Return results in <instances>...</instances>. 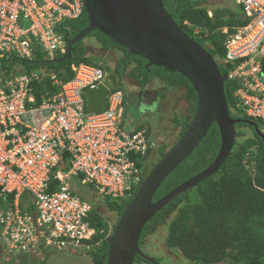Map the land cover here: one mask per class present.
<instances>
[{
	"label": "built area",
	"instance_id": "obj_1",
	"mask_svg": "<svg viewBox=\"0 0 264 264\" xmlns=\"http://www.w3.org/2000/svg\"><path fill=\"white\" fill-rule=\"evenodd\" d=\"M246 15V25L227 42V62L235 63L239 104L248 116L264 121V0H234ZM80 14L77 0H0V64L2 60L30 59L36 48L65 52L56 28ZM30 22L28 27L21 24ZM60 90L45 97L39 110L49 117L38 127H18L38 75L0 74V229L2 241L17 255L34 253L45 245L78 244L88 238L84 222L89 206L71 194L67 183L82 176L98 195L126 200L141 180L139 161L156 148L146 130H130L121 122L122 99L108 98L103 112L88 113L83 93L106 80L96 67L80 65ZM32 101V100H31ZM66 154L68 167L51 172ZM22 194L33 197L36 210L22 213Z\"/></svg>",
	"mask_w": 264,
	"mask_h": 264
},
{
	"label": "trees",
	"instance_id": "obj_2",
	"mask_svg": "<svg viewBox=\"0 0 264 264\" xmlns=\"http://www.w3.org/2000/svg\"><path fill=\"white\" fill-rule=\"evenodd\" d=\"M207 1L161 0L179 28L211 55L225 76L233 69L232 65L224 63L226 42L234 29L244 26L245 21L234 14L225 15L221 12H212V16H209ZM88 25V15L83 11L79 19L64 23L61 27L62 35L65 40L73 39ZM224 29L228 32L223 33ZM86 38H94L105 52L117 50L121 53L114 69L117 76L127 77L142 88L157 80L169 90H182L187 108L185 115L174 118L180 132L173 148L184 135L196 112V93L190 82L181 74L163 67L147 68L146 60L129 55L127 49L114 44L98 30ZM88 51L82 40L72 46L70 59L64 63L57 62L64 55H58L54 61L47 63L44 56L36 53L34 62L13 59L8 66L19 62L28 74L45 69L47 76L33 85L36 100L41 102L43 96L57 93L62 84L72 79V66H94L92 59L87 57ZM53 75L57 84L52 80ZM238 87L239 83L235 80H227L224 84L230 116L239 121L234 126L235 142L229 157L217 173L175 197L147 222L139 237L140 248L144 240L157 229L166 228L167 248L179 252L192 264H264V123L247 117L244 111L236 108L234 94ZM249 121L255 123L261 135L248 124ZM244 130H250L252 135H245ZM219 149L220 133L213 124L193 153L163 181L152 202H157L177 186L207 169ZM167 151L165 148L161 151V159ZM136 191L125 201L110 197L104 199L106 210L117 216L113 226L98 211L90 215L91 225L97 231L92 240L88 241L93 245L89 252L93 264H107V239L113 233L124 206L130 203ZM140 262L150 264L136 256L134 264Z\"/></svg>",
	"mask_w": 264,
	"mask_h": 264
},
{
	"label": "water",
	"instance_id": "obj_3",
	"mask_svg": "<svg viewBox=\"0 0 264 264\" xmlns=\"http://www.w3.org/2000/svg\"><path fill=\"white\" fill-rule=\"evenodd\" d=\"M81 3L89 25L79 36L67 41L66 56L60 63L69 60L72 45L98 30L114 44L127 49L129 55L145 59L147 68L159 66L181 74L196 93V112L184 135L142 182L131 202L124 206L107 240V264H133L136 255L150 264H159L139 249L144 226L175 197L217 173L234 146V126L239 121L229 114L224 94L227 77L221 74L211 55L177 26L161 0H81ZM116 87L117 79L110 74L104 85L89 90L86 94L88 109L100 111L107 95ZM213 124L220 133V149L213 163L153 203L163 181L193 153ZM248 124L261 135L254 123Z\"/></svg>",
	"mask_w": 264,
	"mask_h": 264
},
{
	"label": "clouds",
	"instance_id": "obj_4",
	"mask_svg": "<svg viewBox=\"0 0 264 264\" xmlns=\"http://www.w3.org/2000/svg\"><path fill=\"white\" fill-rule=\"evenodd\" d=\"M70 1V3H73V0H69ZM78 1V4H79V8H80V14L76 17V18H72V19H70V18H66V19H64L61 23H60V25L56 28V33L59 35V36H61V38L63 39V42H64V50H65V52L63 53V54H61L60 53V51L59 50H57L56 52H54V53H52V58H50V55L49 54H47V53H44V52H42L41 51V49L40 48H36V50L34 51V53L32 54V57L30 58V59H22V60H19V59H16V58H9V59H7V60H2V62H1V64H0V74H2L3 76H13V77H17V76H20V75H24V74H26V75H32V74H35V75H38L39 77H40V80H42L45 76H47V73H46V71H45V69H43V68H41L42 69V72L40 73V74H38V73H36V72H34V71H32V73L31 74H28V73H26V72H24V66L23 65H19L18 63H15L14 64V66H8V64L9 63H11L12 62V60L14 59V60H17V61H26V62H34L35 60H34V58H35V54L37 53V54H40V55H42V56H44L43 57V59L45 60V61H47V63H51L52 61H54V59L58 56V55H64V57L62 58V59H64L65 58V56H66V51H67V41H70V40H72V39H67V40H65V37L62 35L63 34V31L61 30V27H63V25H64V23H67V22H71V21H73V20H77V19H79V17H81V15H82V13H83V11L85 12V10H84V8L82 7V3H81V0H77ZM222 1V0H221ZM236 3V2H235ZM238 5V4H237ZM239 6V5H238ZM86 13V12H85ZM87 14V13H86ZM171 15V14H170ZM209 16H212V14H210L209 13ZM246 16V15H245ZM242 20H244L245 21V25H246V17H243V18H241ZM174 21V20H173ZM22 26H24V27H28L29 25H30V22H24V23H22L21 24ZM244 25V26H245ZM178 26V25H177ZM244 26H239V27H237V28H235L234 29V33L233 34H231V35H229V37H228V40H227V42L229 41V39L231 38V37H233L234 35H236L237 33H238V31H239V29L240 28H243ZM88 27V26H87ZM179 27V26H178ZM181 29V28H180ZM84 31V30H83ZM82 31V32H83ZM81 32V33H82ZM228 31H227V29H224L223 30V33H227ZM195 33H196V31H195ZM88 36V35H87ZM86 36V37H87ZM86 37L84 38V39H86ZM108 38V37H107ZM74 39V38H73ZM84 39H82L83 40V44L85 45V46H87L88 47V49H89V43H87V42H85L84 41ZM92 39V38H91ZM94 39V38H93ZM192 39V38H191ZM81 40V41H82ZM96 41V40H95ZM80 42V41H79ZM227 42H226V46H227ZM76 44V43H75ZM199 45V44H198ZM73 46V45H72ZM200 46V45H199ZM100 48L102 49V47L100 46ZM226 49H227V47H226ZM71 50H72V47H71ZM205 50V49H204ZM102 51L103 52H105L103 49H102ZM114 51H117V50H114ZM112 51H109V52H105V53H111ZM119 52V51H118ZM128 52V51H127ZM120 53V52H119ZM227 53H228V50H227ZM70 56H71V54H70ZM87 57H90L91 59H92V61H93V64H94V66H92V65H88V66H92V67H96V68H99V69H101L104 73H105V75H106V80H105V82H107L108 81V79H109V76H110V74H113V75H115V77H116V79H117V87L113 90V91H110L109 92V94L107 95V97H106V101H105V104H104V106H103V108L100 110V111H97V112H103L104 110H106L107 109V105H108V98H109V96L110 95H112V94H119L120 96H121V99H122V104H121V108H122V114H121V122H122V124H123V126L124 127H126L127 129H130V130H140V129H144V130H146V132H147V134H148V136L149 137H151L153 140H155V142H156V148H155V150L152 152V153H149L147 156H145L143 159H146V158H150V157H152V155H154V154H157L158 155V158H154L153 160L155 161V164H154V166L152 167V169H151V171L148 173V175H146V176H144L143 174H142V172H141V174H142V180H141V182H140V184L136 187V188H134V190L132 191V194L130 195V197L128 198V199H130L131 197H132V195H133V193L135 192V190L137 189V191H138V189H139V187H140V185L142 184V182L149 176V174L153 171V169L155 168V166L160 162V160H161V158H160V154H161V151L165 148L166 150H168L165 154H167L169 151H171L172 149V146L171 147H169V145L166 143V142H164V138H165V136H167L168 135V133L169 132H167V131H164V132H166V133H164L163 131H161V129H160V131H161V134H162V137H161V135L159 136V137H156L155 136V131H157V130H155V131H152V128H150L149 126H142V127H138V128H135V127H133L131 124H129V118H128V120H127V122H124L123 121V114H124V110H123V105H124V102H125V97L124 96H122V94H121V92L120 91H117V89L119 88V86H120V84L118 85V76L115 74V72H114V67L113 68H110L109 66H107L108 68H106L105 70L103 69V68H101V65H100V63L98 62V59H103V60H105V63H109V61H110V59L109 58H101V57H97V58H95L94 56H92L91 54H90V49H89V51H88V54H87ZM62 59H60V60H62ZM70 59V58H69ZM213 59V58H212ZM226 59H227V55H226V57H225V61H224V63L225 64H230V65H232V70H230L229 71V73H228V75H225L226 77H227V80H232V81H234V79H232V78H230V76H231V74L234 72V69H235V63H232V62H227L226 61ZM59 60V61H60ZM119 59H116V61H118ZM145 60V59H144ZM59 61H57V62H59ZM56 62V61H55ZM60 63V62H59ZM115 64H117V63H115ZM80 65H87V64H80ZM80 65H78V66H72V69H77ZM109 65V64H108ZM20 69V70H19ZM107 69L109 70V71H107ZM16 70H18V71H16ZM73 73H74V70H73ZM124 78H126V79H129V78H127V77H124ZM39 80V81H40ZM52 80L54 81V83L55 84H57V81H56V79H55V76L53 75L52 76ZM38 80L36 81V80H34L33 81V83H32V85H31V91L29 92V94H28V97L30 98V101H28L27 100V102H26V110H30V109H32V110H36V111H34L32 114H30V113H25L24 115H22L21 117H20V121H19V125H18V127H30V125L29 124H32V125H36L37 123H39V125L38 126H40L44 121H46L47 119H48V117H49V113H48V117H43L44 119L43 120H41V121H38L37 120V118H35V114H37L38 113V111H40L39 110V106H40V104H41V102H37V100H36V97H35V95H34V93H33V85L36 83V82H39ZM132 81V80H131ZM236 81V80H235ZM105 82L104 83H102V84H100V85H104L105 84ZM153 82H157V80H154V81H152V83ZM237 82V81H236ZM125 83V81L123 82V84ZM152 83H150V84H152ZM65 84V83H64ZM150 84H148V85H146V86H144L143 88L142 87H139L138 85H136L135 87H137L139 90L136 92V93H132L133 94V96H137V99H139V100H142L141 99V96L142 95H149L150 93H151V91H148L147 90V88L150 86ZM63 85V84H62ZM100 85H98V86H100ZM97 86V87H98ZM97 87H95V88H97ZM95 88H93V89H95ZM240 89V85H239V87L237 88V90H236V92H235V94H234V96H235V98H236V100H237V105H236V108H240L242 111H244V113L246 114V116L247 117H249V118H252V119H255V120H259V121H262V120H260V119H256V118H253V117H250V116H248L247 115V113L245 112V110L242 108V106L239 104V101H238V99H237V92H238V90ZM89 90H91V89H87V90H85V92L83 93V108L85 109V111L86 112H88V113H96V112H93V111H90L89 109H88V107H87V105H88V99H87V97H86V94H87V92L89 91ZM46 96H43V98H42V100L45 98ZM147 98L149 97V96H146ZM32 100V101H31ZM129 106H130V108H131V114L133 113V112H136L137 113V115H139V116H142V112H141V109L140 108H138V106L137 105H135L134 104V100L129 104ZM229 109V108H228ZM40 112H44V111H40ZM130 114V115H131ZM229 114H230V112H229ZM129 115V116H130ZM128 116V117H129ZM132 118V117H131ZM22 119H26V120H29L30 121V123H29V121H27L26 123L25 122H22ZM174 118H172L171 119V122H172V124L173 125H175V127L176 128H178L177 126H176V124L174 123ZM250 122V121H249ZM263 123H264V121H262ZM252 123H254V122H252ZM255 124V123H254ZM38 126H34V127H38ZM256 126V125H255ZM168 127H170V126H168ZM173 127V126H172ZM163 128L164 129H167V127L165 126H163ZM158 131H159V129H158ZM259 131V130H258ZM260 132V131H259ZM261 133V132H260ZM176 141V140H175ZM171 149V150H170ZM232 151V150H231ZM67 156H66V154H63L62 155V158H61V161H60V163H59V165L57 166V167H55L53 170H52V172H51V181H52V183H51V185L52 186H54V187H57V186H59L60 185V181L57 179V178H55L54 179V177H55V174H62V173H64L65 171H66V169H67V167H68V162H67V158H66ZM64 158H66V161H63V159ZM163 158V157H162ZM222 167V166H221ZM83 177L82 176H76V177H72V178H70L69 180H68V184H69V186H70V188H71V194L73 195V196H75V197H77V198H79V200L80 201H83L84 203H86L88 206H89V208H90V210H89V212L87 213V215H86V217H84V222L86 223V224H88V230H89V236H88V238H83V239H81L80 241H79V243L78 244H65V245H60L59 244V242H55V243H52V244H50V245H45V240H41L40 241V245H39V247H38V249L34 252V253H32V254H29V255H17V254H14V253H12L11 251H9V248H8V246L2 241V238H1V235H0V247H1V250H3L5 253H6V255L8 254L9 255V261L6 263V264H25V261H24V257H27L28 259H30V264H31V260L34 262V264H38V261H40V264H44V261H45V254L46 253H48L49 251H57V252H61V253H63V252H65V251H68L70 248H81V249H83L84 250V254H86L87 253V255L91 258V256L89 255V252L92 250V247H93V245L92 244H89L88 243V241H91L92 240V238L97 234V231H96V229L94 228V227H92V225H91V222H90V215L92 214V212L93 211H98V210H96L97 208L95 207L97 204H101V205H103V201H104V199L106 198V197H109V196H100V195H98V193H97V191H96V189L94 188V186L93 185H91V184H88V183H86V184H83L82 182H81V179H82ZM73 180H76L77 181V183L76 184H74V183H72V181ZM77 186H87V187H89L91 190H93V192H94V198H95V203H90L88 200H85V199H83V198H81L80 196H78V194H77V192H76V187ZM136 191V192H137ZM136 194V193H135ZM135 194H134V196H135ZM134 196H133V198H134ZM110 198H112V197H110ZM132 198V199H133ZM114 199V198H113ZM128 199H126V200H128ZM117 200H119V199H117ZM120 200H122V199H120ZM125 201V200H124ZM131 202V201H130ZM20 209H21V211H22V213H30L31 211H35L36 210V206H35V202H34V199H33V197H31V196H28L27 194H22V196H21V198H20ZM104 206V205H103ZM105 210H106V208H105ZM106 211H108V210H106ZM99 212V211H98ZM109 212V211H108ZM100 213V212H99ZM109 213H112V212H109ZM101 214V213H100ZM114 214V213H113ZM102 215V214H101ZM115 215V214H114ZM103 216V215H102ZM104 218H106L105 216H104ZM120 219V218H119ZM119 221V220H118ZM114 225V224H113ZM113 225H111L110 224V226H113ZM117 226V225H116ZM114 232V231H113ZM0 233H1V229H0ZM113 234V233H112ZM111 234V235H112ZM110 235V236H111ZM110 236L108 237V239L110 238ZM107 239V240H108ZM95 245H97V244H95ZM109 246V245H108ZM7 250H6V249ZM108 249H109V247H108ZM139 249H140V251H141V248L139 247ZM141 253H143V247H142V251H141ZM144 254V253H143ZM145 255V254H144ZM136 256H138V257H140L139 255H136ZM135 256V257H136ZM146 256V255H145ZM148 257V256H147ZM15 258V259H14ZM141 258V257H140ZM150 258V257H149ZM92 259V258H91ZM142 259V258H141ZM151 259H154V258H151ZM12 260H14V262L12 261ZM155 261H156V259H154ZM134 261H135V259H134ZM157 262V261H156ZM158 263V262H157ZM92 264H93V262H92ZM134 264V263H133Z\"/></svg>",
	"mask_w": 264,
	"mask_h": 264
},
{
	"label": "rangeland",
	"instance_id": "obj_5",
	"mask_svg": "<svg viewBox=\"0 0 264 264\" xmlns=\"http://www.w3.org/2000/svg\"><path fill=\"white\" fill-rule=\"evenodd\" d=\"M206 7L209 9L210 14L212 12H221V14H227V15H232L234 14L238 18H243L246 17L245 14L242 11V8L238 6L234 0H208L206 3ZM85 42L89 43V49H90V54L94 56L95 58L101 57V58H109V65L105 63V60L103 59H98V62L100 63L101 67L105 70L109 66L110 68H113L116 59H118L121 56V53L118 51H113L111 53H105L102 51L100 48V45L95 41V39L91 38H86L84 39ZM20 70V69H19ZM18 71V70H16ZM34 72L40 74L42 72V69L39 70H34ZM137 84L134 81H131L130 79H127L124 84H120L119 88L117 91H120L122 96L125 97V102L123 105V121L127 122L128 116L131 114V108L129 104L134 100V104L138 106L141 110L149 107V109L152 110V112H155L158 110V104L160 102L156 99V95L158 93V89L160 86L159 82H154L150 84V86L147 88L148 91H151V93L148 95V100L149 102L153 103H145L142 102V100L137 99V96H133L132 93H136L139 89L135 87ZM163 95V94H162ZM159 96H161L159 94ZM166 98V97H165ZM164 98V100H165ZM169 106L166 107L165 110H163L162 113L158 114V117L162 115V121L163 123H160L161 125V131H167L169 132H174L177 131V128L175 125L172 124L171 119L176 116H182L185 113V109L187 108L186 100L181 98L180 96L178 97L177 93L173 97L169 95L167 99ZM132 114H137L136 112H133ZM43 117H48L47 112H40L38 111L37 114H35V118L43 120ZM29 120L22 119V122H27ZM30 123V121H29ZM30 127L38 126L39 123L36 125L29 124ZM163 126L167 127V129H164ZM170 126V127H168ZM173 126V127H172ZM166 133V132H164ZM245 135L251 136L252 133L250 130H244ZM168 137L164 139V142L169 141ZM174 135L172 136V139ZM172 143L169 144V147L173 145V140H171ZM154 158H158L157 154L152 155L150 158L142 159L139 161V168L140 171L144 176H146L152 169L151 167V161ZM72 183L76 184L77 181L73 180ZM76 192L78 196L81 198L88 200L90 203H95V198H94V192L87 186H77L76 187ZM103 216L107 218L109 216L110 218H107L108 222L113 225L116 220L117 216L114 215L113 213H109L108 211L105 210V207L101 204H97L95 206ZM166 238H167V230L166 228H159L157 229L153 234L148 236L144 240V245H143V253L150 257L156 259V261L159 264H192L185 258H183L179 252L171 251L170 249L167 248L166 246ZM6 249V248H5ZM7 250V249H6ZM0 248V264H6L9 261V255L6 253L4 254ZM45 261L44 264H92V259L86 254H84V250L81 248H70L68 251H65L63 253L57 252V251H49L48 253L45 254ZM15 259V258H14ZM14 262V260H12ZM25 264H30V259L27 257H24ZM31 264H34V262L31 260ZM38 264H40V261H38ZM135 264H146V263H135ZM228 264V263H224Z\"/></svg>",
	"mask_w": 264,
	"mask_h": 264
},
{
	"label": "crops",
	"instance_id": "obj_6",
	"mask_svg": "<svg viewBox=\"0 0 264 264\" xmlns=\"http://www.w3.org/2000/svg\"><path fill=\"white\" fill-rule=\"evenodd\" d=\"M158 86H160V87L158 89L157 95L155 96L156 99L158 100L156 102H160V104H158V110L155 112H152V110L149 109V107L145 108V106H144V109L141 110L142 116H139L137 114H131L129 116L128 121H129V124H131L133 127L138 128V127H142V126H149L150 128H152V131H155L157 129L160 130L161 125H159V124L163 123V121H162V115L158 117V114L162 113L163 110H165L166 107L169 106L168 104H166V103H168L167 99H168L169 95L172 96V99H173V97L177 93L178 97L180 96L181 98L185 99L183 97L184 94H183L182 90H172V89L169 90L161 84ZM159 94L161 96H159ZM146 96H148V94L145 96L144 95L141 96L142 102L153 103L154 100L152 102H149V101H147L148 98ZM164 98H165V100H164ZM148 100H150V99H148ZM185 113H186V109H185ZM185 113H184V115H185ZM173 118H175V117H173ZM37 120L40 121V119H37ZM2 252L5 254L4 251H2Z\"/></svg>",
	"mask_w": 264,
	"mask_h": 264
},
{
	"label": "flooded vegetation",
	"instance_id": "obj_7",
	"mask_svg": "<svg viewBox=\"0 0 264 264\" xmlns=\"http://www.w3.org/2000/svg\"><path fill=\"white\" fill-rule=\"evenodd\" d=\"M115 66H116V64L114 65V69H115ZM126 80H127L126 78H124V77H119V76H118V85H119V84H123V82L126 81ZM179 132H180V129L177 128V131L170 132V135H169V133H168L167 136H169V137H168V140H169V141H166V143L169 145V144L172 143L171 140H173V142H174V141L176 140V138L178 137ZM160 135H161V137H162L161 131H160V130L158 131V129H157V131H155V136H156V137H159ZM173 135H174V137H173L174 139H172V136H173ZM167 136H165L164 139H166ZM154 164H155V161L152 160V161H151V167H153ZM107 218H110V217L107 216ZM141 251H142V248H141Z\"/></svg>",
	"mask_w": 264,
	"mask_h": 264
}]
</instances>
